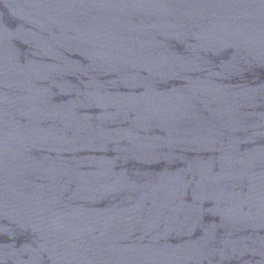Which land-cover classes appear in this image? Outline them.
I'll return each mask as SVG.
<instances>
[{
  "label": "water",
  "instance_id": "1",
  "mask_svg": "<svg viewBox=\"0 0 264 264\" xmlns=\"http://www.w3.org/2000/svg\"><path fill=\"white\" fill-rule=\"evenodd\" d=\"M0 264H264V0H0Z\"/></svg>",
  "mask_w": 264,
  "mask_h": 264
}]
</instances>
